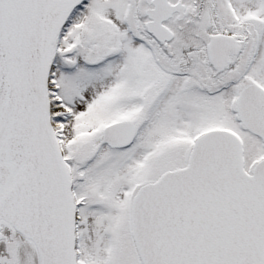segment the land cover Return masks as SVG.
I'll return each mask as SVG.
<instances>
[{
    "label": "snow or ice",
    "instance_id": "1",
    "mask_svg": "<svg viewBox=\"0 0 264 264\" xmlns=\"http://www.w3.org/2000/svg\"><path fill=\"white\" fill-rule=\"evenodd\" d=\"M0 264H264V0H0Z\"/></svg>",
    "mask_w": 264,
    "mask_h": 264
}]
</instances>
